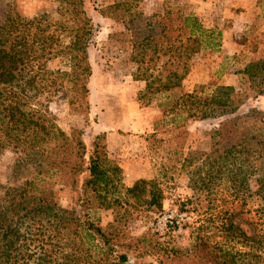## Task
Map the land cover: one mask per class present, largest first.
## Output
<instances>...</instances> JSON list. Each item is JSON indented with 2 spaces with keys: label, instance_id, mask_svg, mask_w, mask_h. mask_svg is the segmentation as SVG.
Returning a JSON list of instances; mask_svg holds the SVG:
<instances>
[{
  "label": "rangeland",
  "instance_id": "rangeland-1",
  "mask_svg": "<svg viewBox=\"0 0 264 264\" xmlns=\"http://www.w3.org/2000/svg\"><path fill=\"white\" fill-rule=\"evenodd\" d=\"M91 3L90 9L113 3L128 8L133 16L128 25L133 37L131 41L124 40V35L110 37L116 32L124 33V24L103 18L96 11L92 13L98 24L89 49L92 76L87 103L75 114L66 102L64 80L57 77L59 71L68 69L65 52L69 37L65 30L71 22L66 7L57 0H0V39L6 48L21 52L19 68L25 80L35 75L34 83L23 92L27 98L22 93L21 100L39 116L49 113L66 133L81 130L86 144L94 135L106 133L112 162L108 165L111 196L126 199L127 190L140 179L151 184L155 195L160 194L161 209L142 205L131 210L127 219L125 227L131 237L145 241L140 251L145 255L131 254L130 263L157 264L154 255L169 249L189 253L196 235L202 233L225 248L254 252L253 241L238 238L227 228L229 224L239 225L248 236L256 233L264 238V224H256L261 201L253 196L257 188L255 159L224 160L221 150L213 151L216 145L211 132L231 115L189 119L182 133L176 131L171 113L162 111L170 106L166 102L171 92H159L172 66L169 55L154 63L148 61L147 55L144 62H138L134 58L138 48L133 41L143 36L146 22L167 10L195 15L203 27L220 32V48L193 56L181 91L201 83L232 86L241 96L235 115L253 109L264 114V81H249L244 73L248 64L264 62V0ZM50 80H54L51 85ZM21 158L23 154L12 147L0 152L1 186L15 184L14 170ZM54 191L58 205L70 209L72 192L60 185H55ZM175 214L184 215L178 225H157L159 218ZM89 216L101 225L112 221L111 210H91ZM253 261L249 255L247 262Z\"/></svg>",
  "mask_w": 264,
  "mask_h": 264
},
{
  "label": "trees",
  "instance_id": "trees-1",
  "mask_svg": "<svg viewBox=\"0 0 264 264\" xmlns=\"http://www.w3.org/2000/svg\"><path fill=\"white\" fill-rule=\"evenodd\" d=\"M57 1L66 7L71 22L65 30L69 37L65 52L68 69L59 71L57 77L64 80L68 108L76 114L87 103L92 76L89 49L98 30L92 13L124 24V33L109 36L124 35L127 41L133 37L128 26L133 16L117 3L90 9L91 0ZM220 38L219 31L206 29L195 15L167 10L145 23L143 36L133 41L138 48L134 58L144 62L148 55V61L154 63L169 55L172 66L159 92H171L166 102L170 106L162 111L171 113L176 131L182 133L189 119L231 115L212 130L211 139L216 145L213 151L221 150L224 160L255 159L257 188L253 196L261 201L256 210L259 226L264 224V114L253 109L235 115L241 96L232 86L201 83L181 91L193 56L217 51ZM20 53L6 48L0 39V152L12 147L23 154L15 166V184L0 185V264H136L130 263V255H145L140 252L145 241L131 237L125 227L127 219L131 210L142 205L161 209L160 194L155 195L151 184L140 179L127 190L126 199L111 196L108 165L112 162L106 133L94 135L86 144L81 130L66 133L49 113L42 117L37 110L27 108L19 95L34 83L35 75L25 80L19 68ZM244 73L249 81L263 82L264 62L248 64ZM52 83L54 80L49 85ZM55 185L72 192L70 209L58 205ZM97 209L111 210L112 221L101 225L92 220L89 212ZM229 225L227 230L231 228L232 235L255 243L254 252L225 248L202 233L196 235L189 253L164 250L154 255L156 263L249 264L250 255L253 264H264V238L256 233L248 236L239 225Z\"/></svg>",
  "mask_w": 264,
  "mask_h": 264
},
{
  "label": "built area",
  "instance_id": "built-area-1",
  "mask_svg": "<svg viewBox=\"0 0 264 264\" xmlns=\"http://www.w3.org/2000/svg\"><path fill=\"white\" fill-rule=\"evenodd\" d=\"M183 214L167 215L159 218L156 222L160 227H168L170 225H178L183 220Z\"/></svg>",
  "mask_w": 264,
  "mask_h": 264
}]
</instances>
